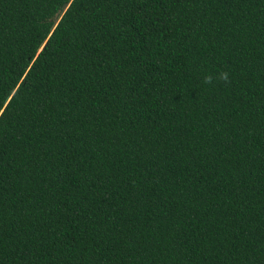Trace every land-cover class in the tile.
I'll use <instances>...</instances> for the list:
<instances>
[{"label":"trees","instance_id":"trees-1","mask_svg":"<svg viewBox=\"0 0 264 264\" xmlns=\"http://www.w3.org/2000/svg\"><path fill=\"white\" fill-rule=\"evenodd\" d=\"M0 109V264H264V0H0Z\"/></svg>","mask_w":264,"mask_h":264},{"label":"water","instance_id":"water-1","mask_svg":"<svg viewBox=\"0 0 264 264\" xmlns=\"http://www.w3.org/2000/svg\"><path fill=\"white\" fill-rule=\"evenodd\" d=\"M67 8H68V5H65V6H64V9L66 10Z\"/></svg>","mask_w":264,"mask_h":264},{"label":"snow or ice","instance_id":"snow-or-ice-1","mask_svg":"<svg viewBox=\"0 0 264 264\" xmlns=\"http://www.w3.org/2000/svg\"><path fill=\"white\" fill-rule=\"evenodd\" d=\"M2 112H3V110H2V109H0V114H2Z\"/></svg>","mask_w":264,"mask_h":264}]
</instances>
